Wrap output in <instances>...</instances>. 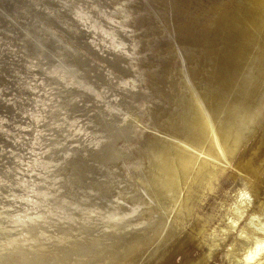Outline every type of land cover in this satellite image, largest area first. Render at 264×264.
I'll list each match as a JSON object with an SVG mask.
<instances>
[{"label":"bare ground","instance_id":"1","mask_svg":"<svg viewBox=\"0 0 264 264\" xmlns=\"http://www.w3.org/2000/svg\"><path fill=\"white\" fill-rule=\"evenodd\" d=\"M48 1L45 7L66 15L67 26L45 23L66 32L69 45L83 51L75 54L61 41L58 48L44 43L49 28L36 26L44 38L31 28L23 33L27 39L21 30L0 28V54L13 67L4 70L0 63V264H156L230 165L242 186L219 203L224 207L217 228L202 222L196 231L212 230L208 249L232 235L225 264H262L264 195L251 204L264 183V0H228L201 14L185 13L181 26L201 24L222 35L232 32L221 24L235 13L229 22L238 24L241 30L232 33L239 38L226 34L223 42L218 32L219 41L202 44L210 67L201 71L185 68L180 57V79L168 99L175 109L156 118L147 107H161L159 95L152 98L149 91L154 94L158 86L141 83L146 64L137 59L147 47L139 49L142 30L132 25L138 10L154 19L150 6L135 11L136 0H111V6L81 0L73 2L72 12L67 8L68 15L66 0ZM162 1L167 9L169 0ZM173 1L168 9L185 12L184 0ZM38 9L43 18L50 13ZM169 19L157 21V31L165 32ZM166 44L175 61L182 53L174 42ZM111 55L122 63L109 65Z\"/></svg>","mask_w":264,"mask_h":264},{"label":"rangeland","instance_id":"2","mask_svg":"<svg viewBox=\"0 0 264 264\" xmlns=\"http://www.w3.org/2000/svg\"><path fill=\"white\" fill-rule=\"evenodd\" d=\"M38 1H39V3H41L40 5L37 4ZM44 1L43 0H34V2H35L34 3L33 0H30V1L29 0L28 1L27 0H23V1H21V0L18 1L17 0V2L15 4L11 3L12 1H10V0L6 1L10 5L8 3H6L5 0H4V2L1 1L2 5L0 4V7H1L0 8V20H2V19L3 20H2V22L0 21V23H1L0 24V28L3 27V28H5V30L12 28V29H14L15 33H17L19 30H21L22 32L19 31L18 33L20 35H23V36L25 35L23 33L27 32V31H30L31 28H34L33 30L30 31L32 33V35L35 34V30H36V33L38 35H40V34L43 35L39 31L40 30L39 28L43 27L45 32H48L49 29H50L51 32L50 31H49L50 33L48 32V35H49L48 37L52 41L49 40L48 37H47V38H45L46 40H42V41H44V43L47 42V44H48L49 42H51V43L54 42L53 47L55 46L57 48L60 47V45L62 43L63 45H66L67 47L70 46L69 48L73 49V51H74L73 53H75V54L78 53V52H82L83 50H80L74 43L73 44L71 43V45H69L70 42L66 41L64 39V35L66 34V32L59 33L58 31H56L53 28H51L47 23H45L46 20H49V21L51 20L50 22H52V20H54V22L56 21L55 23L52 22L54 24H58L60 22L59 25H61L62 27L66 28L65 26H67V25H63L62 24L64 22V20H65L64 18L66 17V15L64 16V15H62L61 13H59L57 11L55 12L54 10H51V8H46L45 5L47 3H50V2L48 0H44ZM88 1H90V0H88ZM92 1L96 2V0H92ZM99 1L101 3H98V0H97L96 3L99 4L100 6L104 5V4H108V5L110 4V6H111V3H112L111 0L110 1L109 0H99ZM226 1H228V0H184L183 8H184L185 12H183V11H174V10L168 9L169 7L173 8V6H174V1L173 0H169V3L167 4L169 6L167 7V9H165V7L163 6L164 2L162 0L155 1L157 3H155V2H153L151 0H148V1L147 0H136L135 1V3L133 4V8H134L135 11L139 7L142 8V5H147V6H150L148 11H150L151 14L154 15V19H153V17L149 18V16H146V13L143 10H141V11L138 10L137 14H136V12L134 13V16H135L137 21L132 23V25H134L136 27L137 32L138 33L141 32L140 34H138V39L140 40L139 41L140 44L138 43L139 44L138 45L139 49L142 50V49L147 47L146 53L140 52V54L138 55V59H137L139 65H143V64L145 65L146 64V66H147V67L145 66L146 68L144 66H142V70L144 71L143 72L144 73V76H143L144 79L141 81V83L143 85L144 84L147 85V83L152 85V83H153V87L156 88L158 86L159 88L160 87L162 88V90H159L158 87H157L156 91H154V94H153L152 89L150 90V88H149V91L152 92V95H151L152 98L156 94L159 95L158 96L159 98H161V107H155L154 104L147 107V112L149 113V116H152V117L156 118L160 114V112L167 111V114H169L170 112L174 111L175 106H174V104L168 102V99H169V97H172V94H174L173 90H174L176 85H175V83L173 84V82L174 81H178L180 79L179 73H178V71L180 72V69L178 70V68H177V64L179 65V63H180V61H179L180 57H184V60H183L184 63L182 62V60H181V63L183 64V66L185 68L187 66L190 68L193 65L192 67L194 68L195 71L196 70L201 71L203 69H207V68L210 67V64L208 62L209 60H207V58H205V54H206V56L210 55V54L205 52V48H203L204 45H202V44H204V43L205 44H207V43L209 44V43H211L213 41H219L220 39H221L220 41L224 42L225 40H227L230 37V36H227L229 34H231V36L233 38H236V40H238L239 37L234 35L233 33H235V31H236V33H239V32H237V30H241V29L238 28V24L235 22V20L233 21L235 25L233 24V22H229L231 17H233V19H234V17H237L235 15V13H231V14L227 13V15L225 17H227V16H229V17H227V21H225V22H227L226 25L224 23L221 24L223 27L225 26L223 28L224 30L227 27H229V26H230V29L231 28L233 29V30L231 29L233 33L232 32H229V33L225 32L227 35L226 34L222 35L220 30H218V29L217 30L214 29L215 31H208L206 29H203L201 24L198 25V26H193V27H191V26L189 27L187 25L186 26H181L180 25V23H182L185 20L184 16H185L186 12L189 13L191 11L193 14H201V13L204 12V10L206 9V7L208 5L213 4V3H216V4L217 3H225ZM233 1H234V3H237V0H233ZM28 2H30V3H28ZM59 2H61V0ZM66 2H68V3H67V6L65 5V9L68 8L69 10H71V9L75 10L73 8H75V6H77L76 4L80 3L81 0L80 1L79 0H73V1L72 0H69V1L66 0ZM73 2H75L76 4H74ZM17 3H19V4H17ZM16 4H17V7H16ZM177 4H179V3H177ZM7 5H9L10 7L14 6L13 8L15 10L13 8H11L13 11L12 10H8L10 8ZM19 5H20V7H18ZM29 5H31V6L28 7ZM23 6H25V7L27 6L30 9L26 8V10H25V7H23ZM152 6H153V8H152ZM4 7L5 8L8 7V8L5 9ZM2 8H3V11H1ZM20 8H21V10L18 13ZM33 8L35 9V11H33L34 10ZM38 8H40V9L44 8L46 10L48 9V12H50L51 14L49 13L47 16H45V18H43L41 16L42 14L39 12L40 10ZM4 9L7 10L8 13H7V11H4ZM36 9H38L39 11L36 10ZM68 9L66 10V14H68V15L72 14L71 13L72 10L70 12ZM107 9H109V8L107 7ZM152 9H154V10H152ZM9 12H10V15H12L11 17L9 15ZM35 12L36 13L38 12L37 15H36ZM3 13H5L6 15L3 14ZM63 13L65 14V12H63ZM7 14H8V16H7ZM21 14H23V15L25 14L24 17H26V19ZM33 14H35L36 16L33 15ZM39 14H40V17H38ZM15 15H17V17ZM31 15H33L34 17L31 16ZM165 15H167L168 18H170L169 21L166 23V31L165 32L157 31V28L155 27L158 24L157 21L160 22L161 19H163V17ZM209 15L211 16V15H213V13L212 14L210 13L207 16H209ZM98 16H100V14ZM46 17H48V18H46ZM199 17L201 19H203V20L206 19L205 16H199ZM10 18L11 19L14 18V19H12L14 22ZM19 18H20V20H19ZM27 18H29V19L31 18L32 19V21H31L32 23H31L30 27H29V25L27 23L31 19L27 20ZM6 19H8V21ZM43 20H44V22H43ZM4 21H6V22H4ZM40 21H42V23ZM199 21L204 22L202 20H199ZM35 22H36V24H35ZM12 23H14V24H12ZM135 23H137V24H135ZM2 24H3V26H2ZM24 24H26L27 27H26V25L24 26ZM33 24H35V25H33ZM6 25H7V28L5 27ZM21 25H22V27H21ZM76 25H78V24H76ZM23 26H24L25 29L23 28ZM36 26L39 27V28H37ZM75 27H74V24L68 26L69 31H72ZM26 28H27V30H26ZM216 28H219V26H216ZM236 28H237V30H236ZM140 30H142L143 32L140 31ZM242 30H243V27H242ZM67 31H68V29H67ZM194 31H196V32L194 33ZM75 32L78 33V31H75ZM218 32H220L221 35H222L221 38H220V35H219L220 39L217 38L218 36L216 35V33H218ZM143 33L145 34L144 36H146V37H143V36L140 37L139 36V35H143ZM59 34H61V35H59ZM6 35H9V33L7 32ZM35 36L37 37L36 34H35ZM55 36L58 37V39H59L58 41H55V38H56ZM24 37L27 39L28 36L25 35ZM42 37L44 38L46 36L43 35ZM200 39H202V40H200ZM169 40L172 43L174 42L176 44L175 45L176 48H178V49L180 48V50H178L176 48H175V50L177 52L180 51L182 53L180 56H179V53H178V56L176 57L177 59L175 58V61L172 59V55L173 54H172L171 49L166 44L167 41H169ZM60 41H61V43H60ZM35 42L37 43L38 41L37 40L33 41L35 47L37 46L36 49L40 48V46H38V44L36 45ZM57 42H59L58 43L59 45L57 44ZM189 43H191V44H189ZM193 43H195V44L193 45ZM47 53H49V52H47ZM175 54H177V53H175ZM140 55H141V57H139ZM150 55L152 56V58H149V57H151ZM47 56L49 58L50 56H53V55H50V53H49V54H47ZM0 57H2V58H0V60H1L5 56H4V54H0ZM64 57L66 58V56H64ZM118 57L119 56H112L111 55V59L109 58V61H108L109 65L112 64V66H113L115 60H116V65L121 64L122 62H120L121 60L120 61L118 60L119 59ZM213 57H216V56L213 55ZM61 58H63V56L59 57V59H61ZM49 59H52V57H50ZM52 60H56V57H53ZM110 61H112L113 63L110 62ZM4 62L8 63V61L3 59V61L0 62L2 64L3 69L4 70L9 69V71H10L11 67L6 65ZM117 62H119V63H117ZM224 62L226 63V61H224ZM224 62H222V63H224ZM154 63H156V64H155V66L152 67V65H154ZM171 63H172V65H171ZM185 64H187V66H185ZM150 66H151V68H149ZM67 69H69V68H67ZM113 71H114V73H116L115 72L116 70H113ZM151 72H152V74H151ZM9 73H11V72H9ZM123 73H124V71H123ZM181 73H182V70H181ZM121 75H123V74H121ZM161 77H162V79H161ZM160 79L162 81H160ZM162 85H164V86H162ZM138 90H139L140 93H141V90H142V93H143V89L138 88ZM155 92H158V93H155ZM124 95L125 94L122 95L123 96L122 100L126 101V102H129L127 100V97H124ZM128 96H130V95L128 94ZM157 103H158V105L160 104V102H157ZM134 105H136V104H133L132 106H134ZM83 108H85V107L83 106ZM94 111H97V110H94ZM26 139H27V137L24 138L25 141H26ZM17 140H18V138L15 141H17ZM9 141H12V140L9 139ZM248 152H249V150L245 149L242 152H240L239 155L246 154ZM239 155H237L234 158V161L238 158ZM233 171L234 170L232 169V165H230L226 170H224L223 172L218 174V176L213 181L212 188L205 193V196L202 197L203 198L202 200L201 199L198 200L197 203L195 204V208H194L192 214L190 215L189 219L186 220V222L184 223L183 229L180 231L178 238L171 244V247L164 254L162 260H160L156 264H189L193 260L195 261V260L203 257V255H205V257L201 260V262L199 264H225L227 262V260L225 258V255H224L225 254V248L227 247L228 243L232 241V235L228 234L226 236L227 239L218 240V244L212 245L210 247L211 249H208L207 242L209 243V241L211 240V236L213 234L212 230L210 232L207 231L208 233H202V234H198L196 230H197V227L202 222L205 223V228H210V229L211 228H217L222 223L221 220H220V214H221L224 206L220 207L219 203L221 201H223L224 199H225V202H228V198L230 196H232L235 193V191L239 187H241L242 184H243V181H242L241 177L237 176V175H234ZM80 191L81 190H79V192ZM255 193H257V198L254 199V201L251 204V207H255V205H256L255 201H257L259 197H261V198L263 197V195H264V183L261 185L260 189H258L257 192H255ZM206 217H207V220H206ZM262 264H264V261L262 262Z\"/></svg>","mask_w":264,"mask_h":264}]
</instances>
